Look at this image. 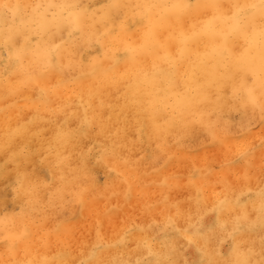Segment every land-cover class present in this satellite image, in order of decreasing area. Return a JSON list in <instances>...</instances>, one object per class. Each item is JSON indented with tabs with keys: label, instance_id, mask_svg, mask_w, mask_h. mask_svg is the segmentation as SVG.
<instances>
[{
	"label": "bare ground",
	"instance_id": "obj_1",
	"mask_svg": "<svg viewBox=\"0 0 264 264\" xmlns=\"http://www.w3.org/2000/svg\"><path fill=\"white\" fill-rule=\"evenodd\" d=\"M109 2L160 7L105 15ZM256 2L0 0L29 6L8 46V26L0 24V264H137L154 258L145 241L160 252L165 238L174 242V264H193L201 254L185 239L189 218L201 220L209 249L226 254L235 240L253 264L264 259L253 208L264 187V116L232 98L233 87L242 97L251 83L241 80L236 59L258 52L261 37L259 16L244 35L231 6ZM185 3L221 7H170ZM48 4L76 5L49 13L80 14L81 30L69 36L66 24L41 38L34 24L21 23ZM38 42L40 49L60 45L51 66L33 54ZM85 121L87 135L69 131ZM57 129L69 135L57 137ZM11 199L20 209L2 212ZM83 226L84 238H74Z\"/></svg>",
	"mask_w": 264,
	"mask_h": 264
},
{
	"label": "snow or ice",
	"instance_id": "obj_2",
	"mask_svg": "<svg viewBox=\"0 0 264 264\" xmlns=\"http://www.w3.org/2000/svg\"><path fill=\"white\" fill-rule=\"evenodd\" d=\"M24 7L27 8L29 6L20 4L9 5L7 3H0V24L7 25V31L3 38V43L5 46H8L12 43L14 39V35L19 34V30L15 33L12 31L13 25L16 23V19L20 9ZM43 7L45 11L43 13L30 14L27 21L21 20L22 24H27L28 26L35 25L34 28H31V31L34 32L37 36L41 38L45 33L51 32L52 29H55L57 33H59L62 28L67 24L69 26V36H71L73 31L81 30V16L78 13L69 11L67 16H62L60 13L56 11H51L50 9L59 8L61 10L66 9H74L77 6L73 4L66 5H36L35 8ZM105 10V15L116 12L118 13L121 9L136 7L151 10L158 8V5H122L116 2H109L101 6ZM170 7L174 9H202V8H212L219 9L221 6L218 4H201V3H192V4H176L171 5ZM232 9H234L231 19L236 21V26L241 30V33L247 35V27L249 25L252 26L253 31L256 29V17L259 16V35L261 37L258 52L252 54L249 53L246 57L241 60V58L237 57L236 59V67L241 72V80L244 81L245 77H249L251 79L250 84H246L243 88V96L240 95V90L233 87L232 89V98L239 99L242 104L251 105L254 109H258L262 116H264V0H258L256 3L249 4H233ZM253 10L246 17H242L241 13H244L246 10ZM127 14H125V18ZM241 19H243V24L240 23ZM151 21L149 20V24ZM120 27L124 29L126 27L124 21L120 22ZM83 35V34H82ZM90 39V37H88ZM60 45H52L50 48L45 45L43 49H40L39 42L37 44V48L39 52L33 50L34 55H38L39 62L45 65L51 66L53 62V56L57 55L56 51ZM248 50H246L247 53ZM209 83L212 82L211 74H209ZM34 79V78H33ZM222 86H217V99H220V88ZM39 102H44L46 100V92L43 88L40 89V95L37 98ZM88 123L87 121L83 122L80 127L76 129L69 130L72 133H78L79 135H87V131L84 129V124ZM69 135L68 132H65L63 129H57L56 136L63 137ZM16 154L14 153L13 156ZM27 160V156H25V161ZM18 164L20 162H17ZM25 174L18 172V181H22L23 176ZM259 198L258 206L254 203L253 208L257 213V218L260 222V226L264 229V187L260 189L257 193ZM223 203V202H221ZM244 219H247V213H244ZM239 219V218H237ZM169 223H174L171 217H169ZM189 226L191 232L189 234V230L185 229V239L189 241V243L194 244L197 247V250L201 254V258L197 261H193V264H253V261L249 259L248 255L245 254L240 246V242L233 240L230 250L224 254L220 251L219 246L213 247L211 249L208 248L209 236L203 231V224L201 220L198 219L195 222L191 221L189 218ZM217 226L221 229H224L225 225L222 221H220L219 216L217 217ZM236 229H234L235 231ZM214 228L209 227L208 233H213ZM229 236L232 233H228ZM203 237L205 240V244L203 246L197 243L196 238ZM223 237L218 238V245L223 244ZM264 244V241H262ZM144 246L148 249L149 256L154 257L153 259H145L143 262L137 261V264H174L169 257V249L174 248V242L165 238L161 241V251L153 252L151 247V242L145 241ZM95 264H127L125 261L111 260L106 261L103 259H97ZM257 264H264V259L257 262Z\"/></svg>",
	"mask_w": 264,
	"mask_h": 264
},
{
	"label": "rangeland",
	"instance_id": "obj_3",
	"mask_svg": "<svg viewBox=\"0 0 264 264\" xmlns=\"http://www.w3.org/2000/svg\"><path fill=\"white\" fill-rule=\"evenodd\" d=\"M235 119H237V117H235ZM46 176H49V174L46 173ZM97 178L99 179L100 182H103L105 180L103 173H98ZM10 201H11L10 204H8L5 207H2L3 208L2 212H5L4 209L5 210L14 209V208H15V210L20 209V205L19 204L15 203L12 199ZM88 219H89V217L88 218L84 217L83 218V222L84 223L89 222ZM86 231H87V226H83V227L77 228L74 231L73 237L76 238V239H80L81 240V239L84 238L83 236L86 235Z\"/></svg>",
	"mask_w": 264,
	"mask_h": 264
}]
</instances>
